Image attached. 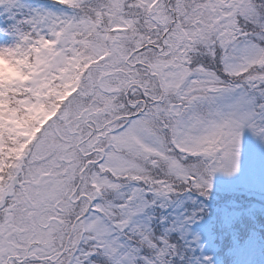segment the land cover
Returning <instances> with one entry per match:
<instances>
[{"label":"rangeland","instance_id":"1","mask_svg":"<svg viewBox=\"0 0 264 264\" xmlns=\"http://www.w3.org/2000/svg\"><path fill=\"white\" fill-rule=\"evenodd\" d=\"M3 1L0 0V9L6 14L4 24L21 16L14 11V0H10V3ZM61 2L60 8L69 9L60 10L58 14L47 12L46 18L40 17L38 24L43 22L42 26L47 32L42 31L38 43L44 45L42 48L48 56L51 55L48 60L55 58L57 66L69 61V72L64 74L69 82L68 91L62 93L64 97L72 98L52 101V108L59 110L54 118L38 124L35 119L23 117L16 122L19 123L17 125L12 121L9 124L12 127L8 126L5 134H1L4 136V155H0V264H10V258L14 256L23 258L33 254L39 257L53 256L55 259L65 249V242L72 229L65 217L75 213L77 209L72 198L77 186L79 187L80 174L86 167L78 144L81 140H89L99 150L109 128L118 125V118L129 112L132 114L140 107L138 98L135 97L137 89L153 92L155 77L148 70L137 67V63L145 62L152 51L154 54L160 53L158 57L162 67L175 70L169 73V85L171 79L172 89L180 97L186 96L187 102L193 103V99L202 98L204 95L199 92L201 97H193L191 93L193 87L195 91L199 89L200 71H204V79L207 81H214V75L219 76L215 69L219 72H232L238 80V86L236 88L234 85L233 90L216 88L210 91L213 95H222L219 101L221 118L216 123L207 126L198 120L178 118L179 126L174 133V144L177 149L181 147L179 144L187 147L179 149V153L170 151V141L166 143L159 137L162 130L165 132L170 129V119L168 122L159 120L151 129L143 117L136 119L130 128L131 132L120 139L124 140L123 146L129 155L122 157L110 153L106 154L105 159V165L113 169L111 171L116 181H120L117 174L128 176L126 180L131 187H119L120 194L123 188H129L132 193L130 203L127 201L125 208H121L124 219L118 224L114 223L115 228L101 215H94L91 211L88 223L96 235L104 239L101 242L105 246L109 244L108 250H115L114 253L123 251L122 262L125 263L138 264L137 262L143 261L140 264H218L223 255L222 247L217 248L212 242L209 234L211 231L204 224V220L197 216L200 213L196 215L193 211L190 216V213L182 212L181 209L177 211L175 208L169 222H165L155 221L151 210L164 209L162 214H165L170 204L178 206L186 196H190L188 203L193 209L196 207L194 202L198 206L196 208H204L205 200L217 201L215 196L220 195L222 188L238 192L239 199L250 190L254 191L251 193L253 195L264 196L259 192H264V125L261 124L264 121V74H260L258 79L255 77L257 72L247 80L242 78L255 65H259L257 71H264V49L261 42L256 41L259 38L264 40V31H261L258 21L259 18L264 20V0H175V5H170V8L168 0ZM78 4L80 7L76 8L75 5ZM200 5L207 12L204 18L199 17ZM188 11L191 12L188 18L190 24L185 26L181 22H175L176 17L183 16ZM4 15L0 12V21ZM167 16L170 24L165 22ZM35 21H22L26 26L24 32H30L26 37L30 42L23 37L19 38L11 32V28L0 30V74L4 78L9 73H19L24 67L22 54L29 49L33 50L37 45L31 43L35 41L33 36L38 29ZM171 23L174 24L173 32L170 31ZM188 26L193 31L186 36L187 29H183ZM250 27L260 34L255 40H248L245 35ZM231 28L234 30L233 35L229 31ZM170 32L175 35V39L169 38ZM163 37L168 48L169 44L171 47L170 54L168 53L170 58L167 60L160 58L166 53L162 48ZM238 38L240 40H236ZM205 43H210L207 48H204ZM50 45L53 48L51 50L47 48ZM158 47L160 49H156ZM60 49L63 56L57 60L54 54ZM238 49L240 53L244 51L242 56L236 58L233 55ZM217 52H223L224 71L221 70ZM132 54L135 57L130 61L131 64L127 63ZM101 55L106 56L104 65L95 66L101 64L102 61L97 62ZM191 58L200 66L195 63L198 67H192V70H196L190 73L185 64ZM95 67H101L102 71L92 69ZM195 72H198L197 77L182 86L181 89L187 90L182 94L181 84ZM106 73L114 75L115 83L126 86L123 90L117 88L120 93L112 97L102 95L97 90L99 76V83L106 84ZM39 80L36 83L42 86L44 80ZM76 88H79V94L74 90ZM93 89L95 91L92 92ZM257 100L262 103L259 111L256 108ZM64 108L65 110H61ZM33 111L36 112L37 107ZM172 115L178 116L179 113L175 111ZM9 119L8 117L2 121L8 122ZM91 122L93 123L87 124ZM94 124L96 130L92 132ZM98 157L94 156L95 159ZM197 157H203L210 162V166L202 172L207 183L199 182L200 189L203 185L206 188L199 192L192 191L191 181L188 191L183 192L184 197H180L173 191L175 187L168 180L170 172L181 175L186 171L187 174L185 168L198 165L195 163ZM154 174L158 179L154 183L146 182ZM100 181L111 186L105 178ZM161 182L164 184H159ZM208 183L214 187L211 189ZM111 184L115 185L114 182ZM140 184H151L153 192L145 190ZM87 185L85 180L77 191L93 196L94 193H91ZM248 201H251L249 197ZM244 203L240 199V204ZM101 204L103 203L97 205ZM83 205L81 212L88 207L86 203ZM156 217H159L158 213ZM50 218L55 221L44 230L43 226L48 224ZM139 230H143V233ZM74 231L65 256L61 262L55 264L81 262L84 256L81 252L73 259L69 258L72 248L77 244L78 229ZM170 234L181 236L179 251H175L173 245H170ZM148 236L151 238L146 239ZM135 239L140 243L131 252ZM159 239L160 243H164V248L160 247L157 241ZM260 249L261 246L252 255H246L247 261L258 263L257 258L263 252ZM170 250H174L175 254ZM11 261L14 262L12 259Z\"/></svg>","mask_w":264,"mask_h":264},{"label":"trees","instance_id":"2","mask_svg":"<svg viewBox=\"0 0 264 264\" xmlns=\"http://www.w3.org/2000/svg\"><path fill=\"white\" fill-rule=\"evenodd\" d=\"M3 2L10 3L11 1L4 0ZM61 6L62 3L56 0H14V11L16 14L19 13V15L21 16H18L17 19L11 20L10 23L7 24L3 23V20L6 19V14L4 13L3 9H0V12L3 13V15L5 14L3 16V19L0 21V30H7L11 28V32L17 34L19 38L23 37L24 40L29 41L26 37L28 36V34H30V32H24L26 26L22 21L24 20L26 22L27 19L36 20L35 27L38 28L37 33H35L33 36L35 41H31V43H37V45L33 47V50L29 49L22 54L21 61L24 66V70L21 68V71H19V73H9V76L7 78H4V76L0 74L1 156L3 154L2 150L4 137L1 136V134H5L8 126L12 127V124L9 125L10 123H12V121L15 123V125H17L19 123L16 122H19L24 117L29 118L30 120L35 119L36 121H38V124L44 123L49 118H54L59 111H56V109L52 108L53 100L55 102H59L61 100L64 101L66 99L69 100L72 98V96L64 97L65 95L63 94L68 91L67 86L69 82L68 79H65L64 74L69 72V61H66L61 66H57L54 61L55 58L48 60L51 55L48 56L47 52H45V49L43 50L42 48L44 45H40L38 43L40 39L39 35L42 33V31H44V33L47 32L46 28L42 26L43 22L38 24L39 20L41 19L40 17L46 18L47 12L58 14L60 10L69 9H62L60 8ZM75 6L76 8L80 7L79 4ZM29 15H31V18L29 17ZM261 25L263 27L262 30L264 31V23H262ZM252 31L256 32L254 30ZM261 46L264 49L263 40L261 41ZM47 48H52V46H47ZM62 56V53L58 51L56 59L59 60ZM258 67L259 65H255V67L253 68L254 74L257 72L255 74L256 79H258V76L260 74H264V71L262 69L257 71ZM47 72L49 74H47ZM8 78L10 79L7 80ZM40 78L44 80L42 86L38 84ZM229 78H232L230 74ZM37 81L38 83H36ZM58 91L59 94H57ZM171 98L172 97H170V99ZM175 100L180 101L181 99L175 96ZM180 103H182V106H186L185 102ZM261 106L262 103L257 100L256 108L258 109V111L260 110ZM34 107H37L36 112L33 111ZM203 111L204 113L206 112L205 109H203ZM8 117L10 118L8 122L2 121ZM263 122L264 121H262L261 123L262 126L264 125ZM18 128L19 127H17V130ZM174 140V135H170V151L173 152L175 150V152L179 153V150L176 149L175 145L173 144ZM163 145L166 146V144L164 143ZM179 146H181L179 147V149L186 148L184 144H179ZM196 159L197 160L195 163H198V165H194L191 168H185L188 171L187 174L186 171L185 174L181 175L177 174L174 171L170 172V178L168 177V180H170V182H172L175 187L173 191H176L178 194H184L183 192L186 193L188 191V188L192 185V178L198 179L199 181H201L200 183H202V181L207 183L205 177L202 175V172L210 166V162L206 161L203 157H197ZM190 160L193 161L195 159ZM132 174L135 175L134 173ZM154 178H156L157 180L158 176L155 175ZM196 183V185L194 186L195 191L199 192L202 189L206 188H203V186H205L203 185L202 189H200L199 182ZM210 184L209 186L212 189V187L214 186ZM252 192L254 191L250 190L249 192L242 194L240 199L243 202L245 201V203L241 205L238 192H230L226 191L225 188H222V191H220V195L215 196L217 201L210 202L208 200H205L203 202L205 204L204 208H196L198 206L194 202V205L196 206L194 208L195 210L188 203L190 196H186L182 203V208H184V212L190 213V216L192 215L193 211H195L196 215L197 213H200V217H202L205 222L210 224V229H212L213 232L212 237L215 242L220 245H226L225 250L228 249L230 251V249H233L239 245V248H235V257L237 258L238 255H240V253L238 254V252L246 246V243H248L249 245V241L253 236H256L257 239L260 238V240L264 238V196L253 195L251 194ZM248 197L251 199V201H248ZM149 237L150 236L146 237V239ZM248 245L243 250H246L248 248ZM93 250L94 253L88 255V257L85 258V264H130L129 262L118 263V258L120 260V256H122L123 251L119 254H116L114 253L115 250L108 251V249H104L103 245L98 244V242L95 243ZM240 258L242 257H238L237 259L240 261ZM227 262L228 264H232V262H235V258L228 259Z\"/></svg>","mask_w":264,"mask_h":264},{"label":"flooded vegetation","instance_id":"3","mask_svg":"<svg viewBox=\"0 0 264 264\" xmlns=\"http://www.w3.org/2000/svg\"><path fill=\"white\" fill-rule=\"evenodd\" d=\"M171 50V49H170ZM160 53H157L156 55H152L151 56V58H152V62L151 63H153V66L156 68V76L158 77V78H160V84H158V89L159 90H161V91H163L165 94H164V97H165V95H167L168 96V94H169V88H168V81L166 80L165 82L163 81V79H165V73H163V72H161L160 71V69H161V64L159 63V57H158V55H159ZM170 54V53H169ZM163 57H165V55H161V57L160 58H163ZM170 57H168V58H166V59H169ZM158 62V63H157ZM152 91L153 92H151L150 90H147V91H145L144 93H141L140 91H137L136 93H135V97H137L138 98V103L140 104V107L137 109V112H140L141 110H142V108H143V102H144V100H145V97H147L148 98V102H150V100H152L153 98H154V95H155V93H156V90L155 89H152ZM127 97H128V95H127ZM93 122H91V123H87L88 125L89 124H92ZM96 124H94L93 126H94V128H91L92 129V132L94 131V130H96V126H95ZM94 134V133H93ZM95 136V135H94ZM93 143V142H92ZM79 145V147H78V150L81 152V154H82V156H83V158H87L88 159V161L90 162V161H93V160H91L92 158H93V156L94 155H97V154H99V150L97 149L98 148V146H95L94 144H91V142L89 141V140H81V142H80V144H78ZM72 201H73V203L74 204H78L79 203V201L77 202L76 200H73V198H72ZM61 211V210H60ZM62 213V212H61ZM63 214V213H62ZM55 220H54V218H50L49 220H48V223L49 224H47V225H44L43 227H44V230H46V229H48V227H51L52 225H53V222H54ZM56 221H58L57 220V218H56ZM58 222H60V221H58ZM63 222H61V224H62ZM39 226H40V223H39Z\"/></svg>","mask_w":264,"mask_h":264},{"label":"water","instance_id":"4","mask_svg":"<svg viewBox=\"0 0 264 264\" xmlns=\"http://www.w3.org/2000/svg\"><path fill=\"white\" fill-rule=\"evenodd\" d=\"M18 258H15V260H17Z\"/></svg>","mask_w":264,"mask_h":264}]
</instances>
